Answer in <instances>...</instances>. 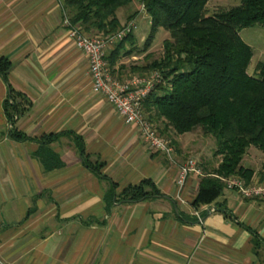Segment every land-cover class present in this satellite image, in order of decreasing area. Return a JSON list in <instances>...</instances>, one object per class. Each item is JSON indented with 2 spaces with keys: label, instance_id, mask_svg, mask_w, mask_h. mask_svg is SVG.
<instances>
[{
  "label": "crops",
  "instance_id": "0c3cea01",
  "mask_svg": "<svg viewBox=\"0 0 264 264\" xmlns=\"http://www.w3.org/2000/svg\"><path fill=\"white\" fill-rule=\"evenodd\" d=\"M124 53L122 47L108 54L121 81L143 67L125 65ZM1 58L11 61L10 84L29 105L11 126L0 78V264H264V250L254 245L255 234L264 240V200L225 190L216 204L195 210L202 177L192 175L181 190V168L192 154L204 172L218 159L199 154L185 135L176 138L169 160L94 94L89 59L76 46L60 0H0ZM13 129L29 140H15ZM51 135H60L48 148L62 166L54 170L37 156ZM71 135L83 140L93 163L105 164L111 182L85 166ZM246 158L253 182L264 183V158ZM147 180L162 198L117 203L125 189Z\"/></svg>",
  "mask_w": 264,
  "mask_h": 264
},
{
  "label": "trees",
  "instance_id": "16d2710c",
  "mask_svg": "<svg viewBox=\"0 0 264 264\" xmlns=\"http://www.w3.org/2000/svg\"><path fill=\"white\" fill-rule=\"evenodd\" d=\"M60 1L70 22L68 28L95 38H107L125 29L129 24L123 27L118 13L125 8H134L136 2ZM140 1L152 18L151 39L160 30L170 35L160 60H149L145 67L135 69L136 73H158L162 84L165 83L158 85L144 102L145 114L174 149L178 145L177 137L198 131L205 138L216 141L213 157L218 159L219 165L212 171L205 170L193 202V208L200 210L216 204L223 196L226 190L223 179L234 177L252 183L255 171L244 167L245 157L251 147L264 153V62L258 65L255 76L248 73L254 53L240 36L244 29L257 25L264 28V0H241L240 6L215 15L208 12L210 0ZM132 34L116 49L133 39ZM11 72V61L1 58L0 78L8 87L5 112L10 125L15 127L29 101L12 88ZM11 135L17 141L29 140L16 129ZM59 136L51 135L40 141L42 149L37 156L44 158L49 170L62 167L48 149ZM71 136L78 142L85 166L97 177L111 182L103 174L105 164L93 163L86 155L83 140ZM162 197L155 183L147 180L125 189L117 203L131 205ZM220 209L223 211L224 206ZM254 245L256 250H264V240L256 234Z\"/></svg>",
  "mask_w": 264,
  "mask_h": 264
},
{
  "label": "built area",
  "instance_id": "2783aa9c",
  "mask_svg": "<svg viewBox=\"0 0 264 264\" xmlns=\"http://www.w3.org/2000/svg\"><path fill=\"white\" fill-rule=\"evenodd\" d=\"M66 25L70 26L67 19ZM69 30L77 48L89 59L94 94L104 97L129 125L138 127L150 148L174 161L175 149L169 140L161 136L156 125L149 120L143 109L144 102L161 82L160 75L155 73L152 78L131 76L121 81L113 76L107 61L109 52L116 49L128 35L133 33V25H128L118 34L107 38H90L80 30ZM192 175L205 176L199 162L195 159H189L181 168L178 181L181 190L185 188ZM223 181L226 184V190L237 192L245 199L264 200V183L258 181L247 184L243 179L234 177L223 179ZM197 218L199 221L202 220L199 213Z\"/></svg>",
  "mask_w": 264,
  "mask_h": 264
},
{
  "label": "rangeland",
  "instance_id": "374dc122",
  "mask_svg": "<svg viewBox=\"0 0 264 264\" xmlns=\"http://www.w3.org/2000/svg\"><path fill=\"white\" fill-rule=\"evenodd\" d=\"M241 5V0H210L208 5V12L210 15H215L220 11H229L235 7ZM119 19L124 22V26L133 25V39L125 42L123 54L121 60L125 62L128 67H132L133 64H139L145 67L147 63L154 60H160L164 55V44L166 40H169L170 35L165 30H160L153 39L152 37V18L147 13L144 5L140 0H136L134 8H125L119 11ZM130 23L128 22L130 20ZM243 41L248 44L254 53L253 59L248 69V73L251 76L256 75V69L260 63L264 62V28L257 25L252 28L244 29L240 33ZM87 37L95 38L92 35ZM151 41V45L147 47L148 42ZM138 56L139 60L133 61L132 58ZM110 57H107L109 64ZM110 66V64H109ZM140 67V66H139ZM141 68V67H140ZM132 71H130L131 73ZM133 73V72H132ZM142 74V75H141ZM154 72L139 73L134 71L131 76H140L145 78H152ZM162 84V80L158 85ZM162 85H165L163 83ZM179 138V137H178ZM177 138V139H178ZM185 142L191 147L199 151V154H204L209 158L212 157V153L217 147L216 141L213 138H205L201 131L195 132L186 136ZM249 153H256L258 156L264 158V153L256 147H251ZM195 160H200V157L196 155H190ZM247 157V156H246ZM245 157L244 164L249 163V160ZM255 162V161H254ZM253 164V163H252ZM255 165H251V168H255Z\"/></svg>",
  "mask_w": 264,
  "mask_h": 264
},
{
  "label": "water",
  "instance_id": "95a60500",
  "mask_svg": "<svg viewBox=\"0 0 264 264\" xmlns=\"http://www.w3.org/2000/svg\"><path fill=\"white\" fill-rule=\"evenodd\" d=\"M177 213L179 214V210L176 209ZM206 219L201 220V223L204 222Z\"/></svg>",
  "mask_w": 264,
  "mask_h": 264
}]
</instances>
